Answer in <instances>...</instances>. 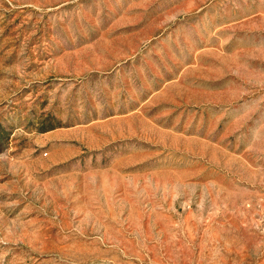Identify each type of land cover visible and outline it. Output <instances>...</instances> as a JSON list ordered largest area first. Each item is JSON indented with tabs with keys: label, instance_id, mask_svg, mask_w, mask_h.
<instances>
[{
	"label": "rangeland",
	"instance_id": "obj_1",
	"mask_svg": "<svg viewBox=\"0 0 264 264\" xmlns=\"http://www.w3.org/2000/svg\"><path fill=\"white\" fill-rule=\"evenodd\" d=\"M0 264H264V0H0Z\"/></svg>",
	"mask_w": 264,
	"mask_h": 264
}]
</instances>
